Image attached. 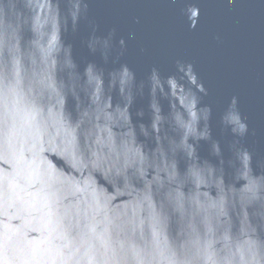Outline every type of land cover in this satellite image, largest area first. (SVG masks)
I'll list each match as a JSON object with an SVG mask.
<instances>
[{
	"label": "water",
	"instance_id": "water-1",
	"mask_svg": "<svg viewBox=\"0 0 264 264\" xmlns=\"http://www.w3.org/2000/svg\"><path fill=\"white\" fill-rule=\"evenodd\" d=\"M0 264H264V0H0Z\"/></svg>",
	"mask_w": 264,
	"mask_h": 264
}]
</instances>
